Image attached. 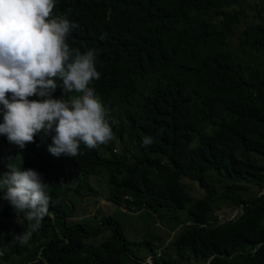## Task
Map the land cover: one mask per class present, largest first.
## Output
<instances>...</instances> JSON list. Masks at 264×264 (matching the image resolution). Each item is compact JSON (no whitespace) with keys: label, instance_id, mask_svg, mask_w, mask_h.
I'll return each instance as SVG.
<instances>
[{"label":"trees","instance_id":"1","mask_svg":"<svg viewBox=\"0 0 264 264\" xmlns=\"http://www.w3.org/2000/svg\"><path fill=\"white\" fill-rule=\"evenodd\" d=\"M243 1L54 0L52 15L77 25L69 47L96 50L100 78L89 87L109 113L113 139L82 144L72 158L50 154V136L20 149L0 135V173L9 164L35 170L52 201V217L14 245L27 222L0 199V254L12 258L0 264H126L130 242L113 216L102 219L106 206L95 227L86 214L69 221L77 215L69 196L99 193L87 178L108 176V207L169 209L192 220L169 245L174 260L151 248L154 264H264V22L232 45ZM77 95L62 97L58 87L53 98ZM144 137L153 143L142 146ZM234 210L242 212L226 220Z\"/></svg>","mask_w":264,"mask_h":264},{"label":"clouds","instance_id":"2","mask_svg":"<svg viewBox=\"0 0 264 264\" xmlns=\"http://www.w3.org/2000/svg\"><path fill=\"white\" fill-rule=\"evenodd\" d=\"M53 9L54 0H0V135L20 149L37 134L50 136V154L74 158L82 144L95 149L110 142L113 132L107 109L89 87L100 78L96 50L69 47L66 39L77 25L67 15L53 16ZM58 87L62 97L79 95L53 98ZM152 143L144 137L142 146ZM7 169L0 173V199L27 222L12 240L25 245L49 215L52 201L38 172L11 164Z\"/></svg>","mask_w":264,"mask_h":264},{"label":"rangeland","instance_id":"3","mask_svg":"<svg viewBox=\"0 0 264 264\" xmlns=\"http://www.w3.org/2000/svg\"><path fill=\"white\" fill-rule=\"evenodd\" d=\"M240 23L236 28V35L232 40V45L236 46L239 40V35L250 24L264 22V1L262 0H244L242 5V13L240 14ZM224 178V177H221ZM225 179V178H224ZM112 177H89L86 184H89L99 193L85 195L84 198L76 196H69L68 201L74 202L75 218L69 219L70 222H76L85 217H90L93 220H87L90 225L95 227L97 221L95 214L100 208V205L106 206L102 208V219L113 216L120 224L121 230L124 232L128 241L130 242L129 253L125 259L126 264H154L151 248L158 250L159 254L165 255L167 258L174 260L175 255L170 248V243L179 234L182 229L192 226V220L188 218L185 212H172L169 209H161L160 212H154L144 209L137 213L129 211L124 206L112 204L105 199L103 187L109 188ZM85 180L83 181V183ZM224 185H217L218 193H223ZM256 190L253 192L244 193L246 198L256 196ZM224 209H227L230 202H224ZM221 209L219 215L224 214L227 210ZM234 215L239 210H234ZM52 217V215H49ZM78 216V217H77ZM224 216V215H223ZM178 217V218H177ZM220 218V217H219ZM22 221V220H20ZM180 225V226H179ZM14 228V227H13ZM18 245V244H14ZM169 246V247H168ZM10 250L4 251L0 254V261L9 260ZM12 260V258H10ZM201 263V262H200ZM199 264V263H195Z\"/></svg>","mask_w":264,"mask_h":264},{"label":"built area","instance_id":"4","mask_svg":"<svg viewBox=\"0 0 264 264\" xmlns=\"http://www.w3.org/2000/svg\"><path fill=\"white\" fill-rule=\"evenodd\" d=\"M264 195V188L262 189V191H261V193L259 194V197H261V196H263ZM239 212H242V211H238L235 215H233V217H231L230 219H226V218H224L223 216H219L220 218H218L219 219V221H222L223 219H226V220H228V221H231V220H233V219H235V217L239 214Z\"/></svg>","mask_w":264,"mask_h":264}]
</instances>
